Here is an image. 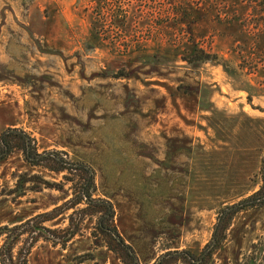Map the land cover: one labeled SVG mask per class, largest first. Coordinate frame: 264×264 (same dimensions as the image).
<instances>
[{
  "label": "rangeland",
  "instance_id": "1",
  "mask_svg": "<svg viewBox=\"0 0 264 264\" xmlns=\"http://www.w3.org/2000/svg\"><path fill=\"white\" fill-rule=\"evenodd\" d=\"M252 1L0 0V133L23 129L38 152L88 164L94 197L112 204L139 264L199 253L220 209L261 184L264 62L250 70L240 59L264 57ZM30 176L57 183L63 173L10 153L0 226L70 198L68 185L32 189ZM71 212L44 225L64 228ZM95 223L85 218L64 247L39 240L27 264H122ZM258 243L264 206L234 217L214 257L238 264Z\"/></svg>",
  "mask_w": 264,
  "mask_h": 264
},
{
  "label": "trees",
  "instance_id": "2",
  "mask_svg": "<svg viewBox=\"0 0 264 264\" xmlns=\"http://www.w3.org/2000/svg\"><path fill=\"white\" fill-rule=\"evenodd\" d=\"M249 2V0H248ZM250 18L253 24L262 27L264 33V0H253ZM251 3V2H250ZM261 48V47H260ZM214 56L205 55L198 60H210ZM241 57L242 64H247L250 70H256L264 62V57L256 54L254 59ZM195 60V59H193ZM197 60V58H196ZM240 63L239 66L243 67ZM14 150L22 152L24 160L32 167H40L54 173H63L62 181L49 182L36 176L21 177L22 182L31 181L32 189L46 188L64 189L68 185L70 198L50 211L37 214L19 224L0 226V264H27V256L39 240L51 242L64 247L80 232V225L85 218L96 217V230L108 237L115 245V252L120 256L122 264H139V260L130 245L125 243L113 225L114 209L106 199L94 197L96 190L95 173L83 162H72L63 156L59 150L38 152L34 139L23 129L8 128L0 133V164ZM21 180V179H20ZM261 184L257 191L240 201L220 209L214 225L210 241L194 254L188 250L167 251L153 264H218L214 253L227 238V232L234 217L245 209L264 206V154L260 169ZM38 184V185H34ZM72 210L67 215L68 225L64 228H48L45 222ZM262 249H256V247ZM238 264H264V246L261 243L253 249Z\"/></svg>",
  "mask_w": 264,
  "mask_h": 264
}]
</instances>
